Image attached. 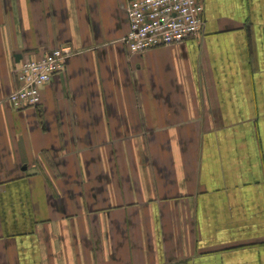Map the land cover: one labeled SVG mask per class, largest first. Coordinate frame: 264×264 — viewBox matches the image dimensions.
<instances>
[{"label": "crops", "instance_id": "1", "mask_svg": "<svg viewBox=\"0 0 264 264\" xmlns=\"http://www.w3.org/2000/svg\"><path fill=\"white\" fill-rule=\"evenodd\" d=\"M129 0H0V264H264V0L131 53ZM70 50L18 108L16 67Z\"/></svg>", "mask_w": 264, "mask_h": 264}, {"label": "built area", "instance_id": "2", "mask_svg": "<svg viewBox=\"0 0 264 264\" xmlns=\"http://www.w3.org/2000/svg\"><path fill=\"white\" fill-rule=\"evenodd\" d=\"M205 0H129V31L124 43L131 53H144L162 46L182 44L199 36L205 24ZM70 50L56 48L46 55L25 60L16 67L20 83L10 95L18 108L41 102V87L65 70Z\"/></svg>", "mask_w": 264, "mask_h": 264}]
</instances>
